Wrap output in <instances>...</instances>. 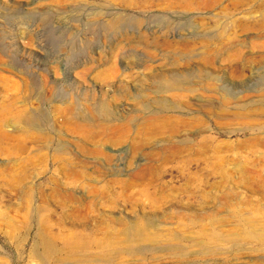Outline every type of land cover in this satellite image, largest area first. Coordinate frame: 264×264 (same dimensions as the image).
<instances>
[{
    "label": "rangeland",
    "instance_id": "374dc122",
    "mask_svg": "<svg viewBox=\"0 0 264 264\" xmlns=\"http://www.w3.org/2000/svg\"><path fill=\"white\" fill-rule=\"evenodd\" d=\"M0 264H264V0H0Z\"/></svg>",
    "mask_w": 264,
    "mask_h": 264
}]
</instances>
